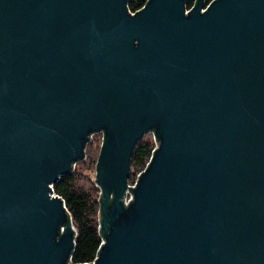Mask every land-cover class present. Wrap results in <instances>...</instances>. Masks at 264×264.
<instances>
[{
  "label": "water",
  "instance_id": "water-1",
  "mask_svg": "<svg viewBox=\"0 0 264 264\" xmlns=\"http://www.w3.org/2000/svg\"><path fill=\"white\" fill-rule=\"evenodd\" d=\"M187 9L0 0V264L70 262L54 184L96 131L104 242L79 264H264V0Z\"/></svg>",
  "mask_w": 264,
  "mask_h": 264
},
{
  "label": "trees",
  "instance_id": "trees-1",
  "mask_svg": "<svg viewBox=\"0 0 264 264\" xmlns=\"http://www.w3.org/2000/svg\"><path fill=\"white\" fill-rule=\"evenodd\" d=\"M210 1L212 0H206V2ZM145 2L146 0H129V8L132 11H137ZM195 2L196 0H187L188 7H191ZM91 146L92 143L87 147V152H93ZM154 146L153 140L141 138L133 151L132 167L136 166L142 169L152 154ZM95 150H97V163L100 148ZM79 163L84 164V161L79 160L76 165ZM82 178L81 168L75 167L74 170L62 175L54 184L55 192L64 198L69 209L67 218H71L77 228L76 246L72 256V261L76 263L94 260L96 255L101 252L104 236V231L99 227L101 219H103L99 194L101 189L97 186L86 187L85 184L81 183Z\"/></svg>",
  "mask_w": 264,
  "mask_h": 264
},
{
  "label": "rangeland",
  "instance_id": "rangeland-1",
  "mask_svg": "<svg viewBox=\"0 0 264 264\" xmlns=\"http://www.w3.org/2000/svg\"><path fill=\"white\" fill-rule=\"evenodd\" d=\"M144 138L154 141L152 133L151 134L150 133H146L144 135ZM100 140H101V134H97L95 136V138H93V142H91L92 143L91 150H93V152L92 151H90V152L88 151L87 152V157H86V159L83 160L84 164L79 163L78 165L75 166V167H80L81 168V170L83 172V178L81 179V183L85 184L86 187L97 186L96 181H95V178H96V164H97L96 163L97 150H95V149L96 148H100ZM99 154H100V152H99ZM148 160H149V158H148ZM140 169L141 168H137L136 166L132 167V172H131V175H130V180L132 182L137 177L138 172L140 171ZM99 194H100V192H99Z\"/></svg>",
  "mask_w": 264,
  "mask_h": 264
},
{
  "label": "built area",
  "instance_id": "built-area-1",
  "mask_svg": "<svg viewBox=\"0 0 264 264\" xmlns=\"http://www.w3.org/2000/svg\"><path fill=\"white\" fill-rule=\"evenodd\" d=\"M148 0H146V2H147ZM146 2H145V4H146ZM144 4V5H145ZM143 5V6H144ZM142 6V7H143ZM141 7V8H142ZM192 7V6H191ZM191 7H188L189 9H187V11L188 10H190V8ZM140 9V8H139ZM206 8H204L203 10H205ZM147 133H152L153 134V139H154V143H155V146H154V148H153V152H152V154L150 155V157H149V160L147 161V163H146V165L142 168V169H140V171L138 172V175H137V177L135 178V180H133V182L130 180V178H129V185H132V186H136V183H137V180L139 179V174L143 171V170H145L146 168H147V166H148V164H149V162L151 161V159H152V157H153V154H154V149L155 148H157L158 147V143H157V141H156V135H155V132H154V130H151V131H149V132H147ZM97 134H101V140H100V151H101V147H102V143H103V139H104V131H96V132H93L92 134H91V137H90V140H89V142H88V144H87V147L89 146V144L91 143V142H93V138H95V136L97 135ZM87 147H86V157H87ZM86 159V158H85ZM77 164V163H76ZM76 164H75V166H76ZM97 165V164H96ZM75 166H74V168H75ZM131 199H133V195H132V191L131 190H128L127 189V192H126V197H125V203L126 204H128L129 203V201L131 200ZM69 210V209H68ZM99 227H100V225H99ZM103 242H104V238L102 239V243H101V245L103 244ZM73 256V255H72ZM72 256H71V260H70V262L68 263V264H77L76 262H73L72 261ZM98 257V254L96 255V257L94 258V260H96V258ZM94 260H92V261H94ZM84 263H87V262H84ZM79 264V263H78Z\"/></svg>",
  "mask_w": 264,
  "mask_h": 264
}]
</instances>
